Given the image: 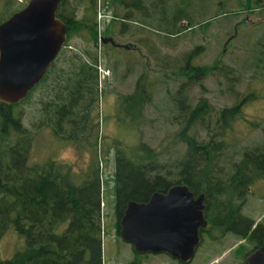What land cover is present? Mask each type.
I'll use <instances>...</instances> for the list:
<instances>
[{"label":"trees","instance_id":"obj_1","mask_svg":"<svg viewBox=\"0 0 264 264\" xmlns=\"http://www.w3.org/2000/svg\"><path fill=\"white\" fill-rule=\"evenodd\" d=\"M79 1L86 5L81 18L76 15L77 7L63 11L67 9L68 0L60 2L58 16L68 27L65 45H70L75 32L87 29L93 49L86 47L66 53L64 66H55L56 60L53 62L50 71L55 80L52 85L54 92L44 102L45 112L50 118L36 129L25 124V111L21 105L30 98L36 86L19 103L0 101V247L4 234L9 230L17 231L25 240L10 257L3 258L0 252V264L104 262L99 165L90 172H80L50 156L39 161L31 160L40 127L49 125L61 139L70 138L77 143V139L88 132L84 126L87 116L92 105L99 101L97 0ZM111 1L124 7L123 17L126 19H141L135 16V10L143 16H152L145 0ZM9 2L13 6L17 3L15 0ZM154 3L151 4L156 6ZM239 6L252 11L263 8L264 1L241 0ZM185 10V7L176 8L179 15L174 16L171 26L165 27L169 34L180 31L177 20ZM126 19L122 22L124 27L128 25ZM211 20L203 23L206 25ZM204 47L198 44L177 55L166 54L156 60V64L171 68L173 77L178 74L184 78L174 94L176 108L182 116V126L176 139L186 145L181 157H163L160 148L143 140L129 151L121 142L115 145L117 229L120 233V220L129 199L147 200L154 191H166L172 184L184 182L196 195L205 192V214L209 220L207 230L212 238L233 232L253 240L255 247L264 245V223L256 222L242 211L252 184L264 177V142L240 149L242 135L234 123L242 117V106L247 96L221 108H216L205 94L194 103L189 99L187 91L190 86L199 83L204 87L203 80L209 73L224 70L218 58L209 64L196 62ZM226 71L230 74L233 67L229 66ZM147 79L144 73L141 74L135 90L121 95L118 100L125 113L133 112L131 118L136 120L144 103L151 99ZM79 120L83 122L81 126ZM229 129L237 141L226 139ZM78 143L82 149L81 142Z\"/></svg>","mask_w":264,"mask_h":264},{"label":"rangeland","instance_id":"obj_2","mask_svg":"<svg viewBox=\"0 0 264 264\" xmlns=\"http://www.w3.org/2000/svg\"><path fill=\"white\" fill-rule=\"evenodd\" d=\"M240 1L145 0L152 16H143L135 10V16L141 19H126L120 3L97 0L99 44L96 51L102 70L105 69L106 73L103 72L104 75L99 78V101L92 105L84 125L88 132L74 143L70 138L61 139L51 126L44 125L38 130L31 160L39 161L50 156L80 172H90L99 165L102 179L103 264H137L134 261V246L117 229L114 187L117 143L121 142L129 151L143 140L160 148L163 157H181L185 152V143L176 139L182 126V116L174 102V94L184 78L178 74L175 78L171 68L156 64L158 58L162 59L166 54L174 56L203 44L204 51L196 62L209 64L218 58L224 70L209 73L203 80L204 87L199 83L190 86L187 91L189 99L194 103L205 94L216 108H221L247 96L242 106V117L234 123V128L242 135L239 139L240 149L252 148L264 142V7L251 11L248 7H240ZM15 2L13 6L8 0H0V21L24 6L28 0ZM152 2H156V6ZM66 6L67 9L63 11L77 7L76 15L80 18L86 12L85 3L79 0H68ZM177 7H185L186 12L182 11V16L177 20L180 31L169 34L165 27L171 26L174 16L179 15ZM124 19L128 24L126 27L122 23ZM208 19L212 20L205 25L203 22ZM88 35L87 29L75 32L70 45H65L55 59V66L65 65L66 53L86 47L93 49ZM104 36H112L118 43H129L130 47L105 42L102 39ZM229 66L233 67L230 74L226 71ZM143 73L148 77L151 99L144 103L139 120H136L131 118L133 112L125 113L118 100L122 98L121 95L135 90L137 80ZM52 76L49 78L50 85L36 87L30 98L21 105L25 111V124L30 128L36 129L40 121L43 123L49 118L44 102L53 96ZM79 122L81 126L82 120ZM74 129L80 130L76 126ZM234 137L232 129H229L226 139L229 142L237 141L238 138ZM78 142H81L82 149ZM242 211L256 222L264 223V177L252 184ZM24 241L20 233L9 230L1 241V256L10 257ZM254 245L253 240L233 232L219 238L205 235L193 259L186 264H238L242 262L244 253ZM168 263L180 262L168 252H159L151 253L149 258L144 256V261L139 264Z\"/></svg>","mask_w":264,"mask_h":264},{"label":"water","instance_id":"obj_3","mask_svg":"<svg viewBox=\"0 0 264 264\" xmlns=\"http://www.w3.org/2000/svg\"><path fill=\"white\" fill-rule=\"evenodd\" d=\"M61 0H28L0 22V101L19 103L40 82L68 41L66 22L58 16ZM105 42L116 43L112 36ZM129 48L130 44L125 43ZM205 192L195 194L187 183L154 191L147 200L129 199L120 233L138 251L168 252L191 260L208 225ZM247 264H264V246Z\"/></svg>","mask_w":264,"mask_h":264},{"label":"flooded vegetation","instance_id":"obj_4","mask_svg":"<svg viewBox=\"0 0 264 264\" xmlns=\"http://www.w3.org/2000/svg\"><path fill=\"white\" fill-rule=\"evenodd\" d=\"M114 45H121V46H123V47H125V43H118V42H116V43H113ZM127 48V47H126ZM53 64V63H52ZM51 67H52V65H51ZM51 67L49 68V70L47 71V73L44 75V77L40 80V82L36 85V87H40L41 85H45V86H48V85H50V82H49V78H50V75H52V73H51ZM52 80H53V84H55V80L52 78ZM52 84V85H53ZM51 85V86H52ZM50 118V117H49ZM39 125H41V121L37 124V126L39 127ZM206 215V214H205ZM207 217V216H206ZM208 224H209V220H208ZM208 226V225H207ZM207 226L206 227H204V228H202L201 229V241L203 240V238H205V235H209L210 236V233H209V231L207 230ZM201 244V243H200ZM260 246H264V245H260ZM260 246H253L250 250H247L245 253H244V255H243V259H242V262H240V263H238V264H247L248 263V256H249V254L250 253H252L256 248H258V247H260ZM135 249V248H134ZM151 253H159V252H151V251H145V252H141V251H138V250H136L135 249V255H134V261L136 260V262H137V264H139V263H142L143 261H144V256H146L147 258H149L150 257V255H151ZM174 258H176L177 260H178V262H180L181 264H186V263H189L191 260H189V261H185V260H183V259H180V258H178V257H175V256H173ZM180 263H178V264H180ZM168 264H170V263H168Z\"/></svg>","mask_w":264,"mask_h":264},{"label":"built area","instance_id":"obj_5","mask_svg":"<svg viewBox=\"0 0 264 264\" xmlns=\"http://www.w3.org/2000/svg\"><path fill=\"white\" fill-rule=\"evenodd\" d=\"M98 68H99V74H100V78H101V77L104 75L103 72L106 73V70H105V69L102 70V69H103V66H102L101 62H99V64H98Z\"/></svg>","mask_w":264,"mask_h":264}]
</instances>
